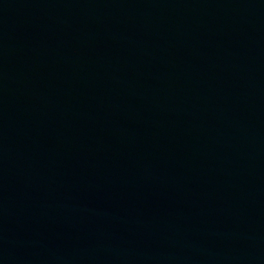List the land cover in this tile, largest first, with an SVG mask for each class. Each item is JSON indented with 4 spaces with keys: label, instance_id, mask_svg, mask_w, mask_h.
<instances>
[{
    "label": "water",
    "instance_id": "95a60500",
    "mask_svg": "<svg viewBox=\"0 0 264 264\" xmlns=\"http://www.w3.org/2000/svg\"><path fill=\"white\" fill-rule=\"evenodd\" d=\"M0 264H264V0H0Z\"/></svg>",
    "mask_w": 264,
    "mask_h": 264
}]
</instances>
